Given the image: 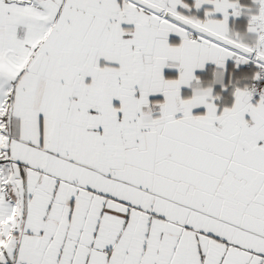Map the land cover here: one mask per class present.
I'll list each match as a JSON object with an SVG mask.
<instances>
[{
	"label": "snow or ice",
	"instance_id": "snow-or-ice-1",
	"mask_svg": "<svg viewBox=\"0 0 264 264\" xmlns=\"http://www.w3.org/2000/svg\"><path fill=\"white\" fill-rule=\"evenodd\" d=\"M0 264H264V0H0Z\"/></svg>",
	"mask_w": 264,
	"mask_h": 264
},
{
	"label": "crops",
	"instance_id": "crops-1",
	"mask_svg": "<svg viewBox=\"0 0 264 264\" xmlns=\"http://www.w3.org/2000/svg\"><path fill=\"white\" fill-rule=\"evenodd\" d=\"M234 20H235L237 23H239V24H244V25H246L247 17L234 18Z\"/></svg>",
	"mask_w": 264,
	"mask_h": 264
}]
</instances>
